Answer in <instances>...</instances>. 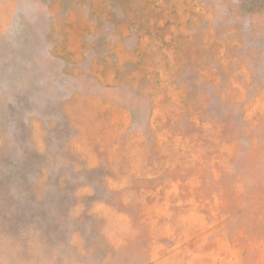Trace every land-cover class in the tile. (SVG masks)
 Masks as SVG:
<instances>
[{
    "label": "rangeland",
    "instance_id": "374dc122",
    "mask_svg": "<svg viewBox=\"0 0 264 264\" xmlns=\"http://www.w3.org/2000/svg\"><path fill=\"white\" fill-rule=\"evenodd\" d=\"M0 264H264V0H0Z\"/></svg>",
    "mask_w": 264,
    "mask_h": 264
}]
</instances>
